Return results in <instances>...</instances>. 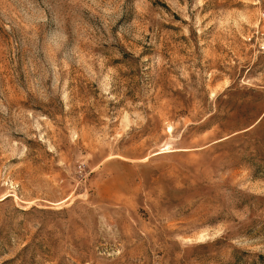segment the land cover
<instances>
[{
  "label": "rangeland",
  "instance_id": "374dc122",
  "mask_svg": "<svg viewBox=\"0 0 264 264\" xmlns=\"http://www.w3.org/2000/svg\"><path fill=\"white\" fill-rule=\"evenodd\" d=\"M0 264H264V0H0Z\"/></svg>",
  "mask_w": 264,
  "mask_h": 264
}]
</instances>
